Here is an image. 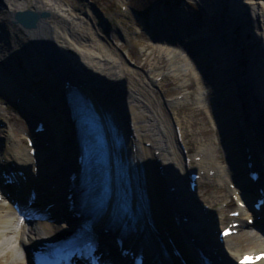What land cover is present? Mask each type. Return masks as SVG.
<instances>
[{
  "label": "bare ground",
  "instance_id": "6f19581e",
  "mask_svg": "<svg viewBox=\"0 0 264 264\" xmlns=\"http://www.w3.org/2000/svg\"><path fill=\"white\" fill-rule=\"evenodd\" d=\"M181 1L183 8L198 4L202 18L177 7L175 0L171 9L166 7L167 0H156L149 16L140 18L153 38L150 63L140 80L129 54L105 39L127 36L123 28L111 27L107 19L95 28L91 12H76L63 0H0V93L32 120L41 119L48 126V133L39 135L37 160L30 155L31 148L16 144L12 126L0 119V144H5L0 146V170L15 166L25 171L28 184L36 187L40 198L33 202L34 215L44 202L54 204L55 210L52 223L38 222L37 230L21 222L7 202L0 204V264H29L32 247L66 233L69 228L60 226L70 219L79 225L64 204L69 175L75 169L76 142L62 85L67 76L72 82H87L84 89L89 100L114 117L127 139L125 162L132 167L131 176L138 181L142 167V188L153 206L152 216L169 225L183 258L198 264L199 250L214 251L223 264H238L245 254L264 253V235L257 230L248 234L257 244L252 251L233 245L234 235L223 244L218 239L226 221L240 222L238 235L243 228L247 230L252 210L238 207V218L226 217L222 211L225 199L201 198L189 191L191 173L205 172L202 180H211L210 171L219 186L237 184L229 192L235 196L240 191L238 203L264 188V0ZM180 11L183 17L178 16ZM38 14L46 16L39 18ZM16 15H37V28L15 26L11 21ZM22 73L31 83L22 80ZM165 75L177 81L175 98L163 96ZM192 102L195 110L179 112ZM198 111L204 112V124L198 125ZM173 130L180 133L176 141ZM206 130L213 131L214 137L205 138ZM220 151L224 162L218 157ZM249 154L252 171L263 178L251 185L247 182ZM196 157L201 159L195 161ZM23 195L13 199L22 204L27 193ZM260 215L259 225L264 228V209ZM173 217H182L178 227ZM62 219L66 221L59 224ZM103 245L108 259L116 261L108 253L109 240L105 238ZM156 251L161 263L180 264L179 258L170 255L169 262L160 249ZM106 261L102 263H112Z\"/></svg>",
  "mask_w": 264,
  "mask_h": 264
},
{
  "label": "rangeland",
  "instance_id": "374dc122",
  "mask_svg": "<svg viewBox=\"0 0 264 264\" xmlns=\"http://www.w3.org/2000/svg\"><path fill=\"white\" fill-rule=\"evenodd\" d=\"M177 1V0H176ZM63 2L69 6H71L76 12H83L89 14L94 21L93 23L95 28H98L97 25L101 24L104 19L107 23L113 25L114 27H121L127 36L120 37L115 34L114 39H108L106 36V41L112 45V47L120 48L122 51L129 54L130 58L129 61L133 64L132 68L138 69L137 79L144 80L145 75L144 71L148 69L150 63L149 57V49L152 48V41L146 35L144 31H142V26L138 23V21L133 20L135 14L137 15H149L153 9V5L155 4L156 0H63ZM121 5H126L130 8V12H123L121 9ZM168 8L172 6V0H167L166 3ZM189 11L193 12V14L198 15L202 18L201 10L198 4L193 3L189 5ZM91 9V10H90ZM93 11V12H92ZM120 29V30H121ZM140 30V33H138ZM103 32V31H102ZM116 44V45H114ZM120 53V51H119ZM121 54V53H120ZM162 78L160 77L159 80ZM165 82V83H164ZM164 86L162 91H164L163 96L165 98L171 99L175 98L176 95L179 93L177 91V81L174 80L172 77H164ZM157 91L159 89H156ZM159 92V91H158ZM159 96V95H157ZM159 100L160 97H158ZM193 102L190 104H186L179 109L181 113L192 112L195 110L193 107ZM167 119H170L169 113L166 112ZM205 118L203 111H198L196 115V119L198 120V125L204 124L206 120H202ZM0 119H6L13 128V137L16 140V144L20 145L21 147H27L28 145L25 141V136L23 135V129L29 132V128L24 119L20 117L17 111L10 106L1 96H0ZM171 120V119H170ZM202 121V122H201ZM204 136L207 139L214 137L213 131L206 130L204 132ZM173 137L176 141L177 134L173 130ZM219 159L220 161L224 162V156L222 152H219ZM228 191V185L226 186H219V183L216 179H209L204 180L199 187L198 196L201 198H213L224 200L223 212H225L226 217L228 213L233 210L235 207L234 203H230L231 201V194ZM222 205H218L217 208L221 207ZM227 206V207H226ZM232 208V209H231ZM23 221V218L21 217ZM228 223V221H226ZM34 227V226H33ZM254 228H248L247 230L244 229L240 232V235H236L231 239V243L233 245H238L243 251H252L253 248L257 245L256 243H252L251 238L248 236Z\"/></svg>",
  "mask_w": 264,
  "mask_h": 264
},
{
  "label": "water",
  "instance_id": "95a60500",
  "mask_svg": "<svg viewBox=\"0 0 264 264\" xmlns=\"http://www.w3.org/2000/svg\"><path fill=\"white\" fill-rule=\"evenodd\" d=\"M18 15L14 16V18L11 22L16 26H18L20 24L21 26H23L24 28H27V29L35 28V27L37 28L38 17L44 18L46 16L43 14H38V17H37V15H33V17L29 15V17L25 18L24 16H18ZM22 75H23V73H22ZM23 76L26 78H29L25 74ZM6 83L7 82H4V84H2V85H5V87H6Z\"/></svg>",
  "mask_w": 264,
  "mask_h": 264
},
{
  "label": "snow or ice",
  "instance_id": "6c2138e0",
  "mask_svg": "<svg viewBox=\"0 0 264 264\" xmlns=\"http://www.w3.org/2000/svg\"><path fill=\"white\" fill-rule=\"evenodd\" d=\"M21 222H23V221H21Z\"/></svg>",
  "mask_w": 264,
  "mask_h": 264
}]
</instances>
